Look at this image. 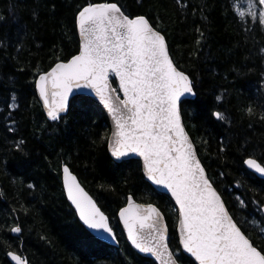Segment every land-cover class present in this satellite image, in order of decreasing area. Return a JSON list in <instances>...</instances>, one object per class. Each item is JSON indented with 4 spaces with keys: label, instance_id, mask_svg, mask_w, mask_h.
I'll list each match as a JSON object with an SVG mask.
<instances>
[{
    "label": "trees",
    "instance_id": "1",
    "mask_svg": "<svg viewBox=\"0 0 264 264\" xmlns=\"http://www.w3.org/2000/svg\"><path fill=\"white\" fill-rule=\"evenodd\" d=\"M101 3L146 18L165 37L192 82L195 97L181 104V114L199 159L264 255V180L244 166L247 158L264 166V25L237 15L248 12V0H0V264H12L10 251L29 264H155L129 245L117 220L128 195L159 207L176 259L194 264L179 247L170 199L144 179L138 160L109 156L104 111L77 96L66 115L49 121L37 99V76L79 52L78 12ZM63 165L109 217L117 247L79 222L64 195Z\"/></svg>",
    "mask_w": 264,
    "mask_h": 264
},
{
    "label": "snow or ice",
    "instance_id": "2",
    "mask_svg": "<svg viewBox=\"0 0 264 264\" xmlns=\"http://www.w3.org/2000/svg\"><path fill=\"white\" fill-rule=\"evenodd\" d=\"M257 3L264 6V0ZM255 9L256 4L248 0V12L239 11L237 15L242 20L245 15L251 16L264 25V10ZM77 21L82 37L79 54L39 78L37 87L48 117L53 121L59 118L74 89L95 93L114 122L112 156L117 160L130 155L141 157L147 178L167 189L179 206L184 251L198 264H264V255L230 218L195 157L178 112L181 97L192 94L193 89L189 78L169 59L164 37L146 18H129L116 4L86 6L78 12ZM112 76L119 81L118 89L109 84ZM49 84L53 89L51 103ZM116 91L123 93L122 99L115 98L118 103L113 97ZM214 115L222 119V114ZM245 163L264 175V167L255 160ZM63 172L68 198L80 219L88 229L111 236L107 218L67 167ZM120 216L129 240L140 252L151 253L161 264H173L167 245L162 243L165 232L158 227L161 217L156 208L135 205L130 197ZM11 258L21 264L18 256Z\"/></svg>",
    "mask_w": 264,
    "mask_h": 264
},
{
    "label": "water",
    "instance_id": "3",
    "mask_svg": "<svg viewBox=\"0 0 264 264\" xmlns=\"http://www.w3.org/2000/svg\"><path fill=\"white\" fill-rule=\"evenodd\" d=\"M102 4H104V3H101V4H94V5H102ZM107 4H108V3H107ZM111 4H112V3H111ZM80 11H81V10H80ZM121 11H122V10H121ZM122 13H123V12H122ZM123 14H124V13H123ZM77 15H78V14H77ZM124 15H125V14H124ZM129 18H130V17H129ZM133 18H136V17H133ZM148 22H149V21H148ZM149 24H150V22H149ZM150 26L152 27L151 24H150ZM76 28H77V34H78V39H79V51H80V45H81V43H82V37H81L80 30H79V26H78L77 16H76ZM152 28H153V27H152ZM153 30L157 31V30L154 29V28H153ZM157 32H158L160 35L163 36V34H162L161 32H159V31H157ZM163 37H164V36H163ZM164 40H165V37H164ZM165 44H166V49H167V52H168V55H169V59L172 61L173 66L176 68V70L179 71V72H181V71L176 67V65L174 64V62H173V60H172V58H171V55H170V53H169V49H168V45H167L166 40H165ZM78 54H79V52H78ZM78 54H76V55H78ZM76 55H75V56H76ZM73 57H74V56H73ZM73 57H72V58H73ZM72 58H70L68 61H70ZM68 61H62V62H58V63H67ZM58 63H56L54 66H52L47 72H44V73L39 74V75L37 76V78L35 79V90H36L37 99H38V101H39V103H40V106H41V108H42V110H43V112H44L45 117H46L49 121H53V120H51V119L48 117V115H47L48 108L45 106L44 100H43V99L41 98V96H40L39 88L37 87V85H38V83H40V79H39L40 76H41V75H46V74H47L48 72H50L51 69L54 68ZM181 73H182V72H181ZM183 74H184V73H183ZM184 75H185V74H184ZM112 79L115 81V86H114V84H113V82H112ZM189 81H190V79H189ZM190 83H191V87H192V82L190 81ZM109 84H110V86H111L112 88H116V89L119 88V81H118V79L115 78L114 76L110 77V79H109ZM48 88H49V93H50L48 99H49V102L51 103V101L53 100V97L51 96V91H53V89L51 88V85H50V84L48 85ZM192 89H193V88H192ZM77 96H85V97L89 98L90 100H92L94 103H96V104H97V105H98V106L104 111V113H105V115H106V117H107V120H108V124H109V134H108V138H107V150H108V153H109V156L111 157V159L114 160V161L117 162V163H120L121 161H127V160H138V161L140 162V164H141V165H140V166H141V172H142V175H143L144 179H145V180L151 185V187H152L156 192H158V193H162V194L166 195V196L170 199L172 205H174V207H175V209H176V211H177V216H178V209H179V206L175 203V200L172 198L171 193H169V192L167 191V189H164V188H162V187H160V186H157V185L153 184V182L147 178V176H146V174H145L144 167H143V159H142L141 157H138V156H135V155H130V156H128V157H124V158H122V159H120V160H117L115 157L112 156V154H111V144H110V141H111V139H112V137H113V132L115 131V128H114V122L112 121V118H111V116L109 115L107 109L104 107V105H103L102 103H100L99 98L95 95V93L91 92V91L88 90V89H74L73 92L69 94V97H68V103H67V106H66V108H65V111L59 114V118H58L57 120H59L62 116L66 115V113H67V111H68V109H69V107H70L71 101H72L75 97H77ZM113 97H114V102L118 103V100H116L115 98H116V97H119V98L122 99V98H123V93H122L121 91H116V92L113 93ZM194 97H195V93H194V91H193L192 94H185L184 96H182L181 99H180V101L178 102V112H179V116H180V122H181V125H182V127H183V129H184V132H185L186 136L188 137L189 142H190L191 145H192V149H193V151H194V153H195V157H196V159L199 161V163L201 164V167L204 169L205 175H206L207 179L209 180V182L211 183L213 189H214V190L217 192V194L220 196V194L218 193V191L216 190V188L214 187V185L212 184V182H211L210 179L208 178L207 171L205 170L204 166L202 165V162H201L200 159H199V156H198V154H197V151H196V147H195V145H194V142H193L191 136L189 135V133H188V131H187L185 125H184V122H183V117H182V114H181V104H182L184 101H186V100H192V99H194ZM55 99H58V97H56ZM57 120H55V121H57ZM249 159L255 160L257 164H259L261 167H264V166H263L259 161H257L256 159H253V158H247V159L244 160V166H245V168H246L249 172L253 173V174H254L256 177H258L259 179L264 180V175H262V174L259 173V172H256L255 169H253V168H249L248 165L245 163V161H246V160H249ZM65 167H67V166H66V165H63V166L61 167V169H62V170H61V171H62V177H61V180H62V187H63L64 195H65V197H66L67 202H68L69 205L71 206V208L75 211V213H76V215H77V217H78L79 222L83 225V227H84V228H85L90 234H92V235H93L97 240H99L100 242H102V243H104V244H106V245H108V246L117 247V246H118V240H117V238H116V235H115L114 230L111 228L110 221H109V217H108V216L106 215V213H105V212H104V211L98 206L97 202H96L95 199L90 195V193H88L87 190L83 187V185H82V184L80 183V181L78 180L77 176H76L73 172H71L70 169L67 167V168H68V171H69V174H70L71 176L75 177L76 183L80 186V188L84 191V193H85L88 197L91 198V200H92L93 203L96 205V207H97V208L100 210V212L103 213L104 216L107 218L108 224H109L110 228L112 229V235L109 236L107 233H104V232H102V231L97 232V231H94V230L88 229L87 226H86V225L83 223V221L80 219L79 212L77 211L75 205H73L72 202H71V200H69V198H68L67 189H66V187H65L64 172H63V169H64ZM130 197H131V199H132L133 204H135V205H140V206H143V207L152 206V207L156 208L157 211L160 213V217H161V219H160V222H159V224H158V227L164 229V232H165V239H164V241H163L162 243L167 245V251H168V253L171 254V260H172L173 264H180V263L178 262V260L176 259V257H175V255H174L173 251L171 250V248H170V246H169V244H168V234H169V229H168L167 221H166V218H165V215L163 214V212H162V211L159 209V207H158L157 205H155L154 203H142V202H138V201H136L131 195H128V196H127L125 205H124L123 207H121V208L117 211V214H116V216H117V220H118L119 225H120V227H121V230H122V232H123V234H124V236H125V238H126V241L129 243V245H130V246H131V247H132V248H133V249H134V250H135L140 256L152 260L155 264H161V261H160L159 259H157V257L154 256V255H152L151 253L140 252L139 249H137V248L132 244V242L129 240V238H128V230H127V229L125 228V226H124V221H123V219L121 218L120 213H121V211H122L123 209H125L126 207H128V201H129V198H130ZM220 199H221L222 203L224 204V201H223V199H222L221 196H220ZM224 207H225V209H226L228 215L230 216V218H231V219L233 220V222L236 224V222L234 221L233 217L231 216V214L229 213L228 209L226 208L225 204H224ZM261 212H262L263 219H264V206L261 207ZM236 225H237V224H236ZM237 227L240 229V227H239L238 225H237ZM15 228H16V227H15ZM137 228H139V225H137ZM13 229H14V228H13ZM240 230H241V229H240ZM241 232H242V230H241ZM12 233H13V234H17L18 232H14V231H12ZM176 233H177V235H178V239H179V247H180L182 253H183L184 255H186L187 257H189V258L194 262V264H198V262L195 260L194 257L191 256V254H189V253H187L186 251H184L183 246H182V244H181V242H180V241H181V235H180V230H179L178 217H177V222H176ZM242 234H244V233L242 232ZM244 235H245V234H244ZM245 236H246V235H245ZM113 237H114V238H113ZM246 238H247V236H246ZM249 241H250V240H249ZM250 243H252V242L250 241ZM253 246H254V245H253ZM254 247H255V246H254ZM257 250H258V249H257ZM258 251H259V250H258ZM10 254H11V255H16V256H18V257L20 258L21 264H26L25 262H23L22 258H21L18 254L14 253V252H8V253H7V257H8L9 261H10L12 264H16V261L12 260ZM261 254H262V253H261ZM262 255H263V254H262Z\"/></svg>",
    "mask_w": 264,
    "mask_h": 264
},
{
    "label": "flooded vegetation",
    "instance_id": "4",
    "mask_svg": "<svg viewBox=\"0 0 264 264\" xmlns=\"http://www.w3.org/2000/svg\"><path fill=\"white\" fill-rule=\"evenodd\" d=\"M10 252H14V253L18 254L21 258H23V260L26 262V264H29L28 261H27V259L24 258V256L21 255L20 253H18V252H16V251H10Z\"/></svg>",
    "mask_w": 264,
    "mask_h": 264
},
{
    "label": "rangeland",
    "instance_id": "5",
    "mask_svg": "<svg viewBox=\"0 0 264 264\" xmlns=\"http://www.w3.org/2000/svg\"><path fill=\"white\" fill-rule=\"evenodd\" d=\"M246 2H247V1H243V3H245V4H246ZM263 8H264V6H263Z\"/></svg>",
    "mask_w": 264,
    "mask_h": 264
}]
</instances>
